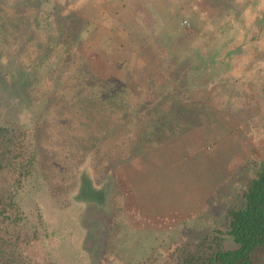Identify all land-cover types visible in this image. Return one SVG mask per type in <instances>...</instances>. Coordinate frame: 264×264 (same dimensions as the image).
<instances>
[{
	"label": "rangeland",
	"instance_id": "rangeland-1",
	"mask_svg": "<svg viewBox=\"0 0 264 264\" xmlns=\"http://www.w3.org/2000/svg\"><path fill=\"white\" fill-rule=\"evenodd\" d=\"M155 9L169 19L158 30L150 23ZM201 11L204 35L183 32L184 20ZM50 39L59 44L39 65ZM225 55L227 67L190 77L191 104L202 108L182 111L177 137L112 172L107 166L75 190L74 159L82 155L74 148L77 138L63 137L66 93L76 89L64 84L66 76L78 80L88 69L135 83L140 104L170 61L185 56L170 67L185 77ZM213 71L227 82L207 88ZM211 108L222 118L213 122ZM41 120L42 168L57 188L48 193L34 180L29 186L39 197L24 194V209L36 203L45 215V230L35 219L26 229L30 253L42 264H174L171 247L219 226L240 188L264 166V0H0V125ZM80 136L86 142L96 134ZM86 184L102 187L103 199L83 193Z\"/></svg>",
	"mask_w": 264,
	"mask_h": 264
},
{
	"label": "trees",
	"instance_id": "trees-1",
	"mask_svg": "<svg viewBox=\"0 0 264 264\" xmlns=\"http://www.w3.org/2000/svg\"><path fill=\"white\" fill-rule=\"evenodd\" d=\"M152 12L155 13L151 19L153 22L150 21L153 29L158 30L157 25L161 27L169 21L168 15L162 10L155 9ZM147 17L150 20L151 15ZM205 24L206 16L201 11L196 17H191L189 22L183 23L182 31L199 38L204 35L202 32ZM220 29L225 31L226 27L221 26ZM51 40L48 41L39 65L43 59L50 57L59 44ZM185 59L182 56L181 59L170 61L169 67H164L167 74L163 77L159 74L157 78L162 79V82L152 83L140 104V97L134 91V86H137L135 83L122 81L117 77L91 75L88 69L77 75L78 80L66 76L64 84L76 89L71 91L69 87L66 93L68 104L64 114L69 120L63 137L69 135L73 142L77 138L74 148L81 151L82 155L74 159H77L75 165L79 168L75 190L80 182L95 180L99 177L98 173L103 172L107 166L108 172H112L113 168L133 163L138 153L177 137L178 129L185 124L182 111L202 108L191 104L195 98L191 97L190 77H194L196 72L207 73L214 65L217 70L227 67L228 55L221 60L194 67L185 77L181 76L180 71L174 75L170 67L171 70L177 68V64L183 63ZM212 74L206 82L207 88L227 82L223 72L217 74L213 71ZM71 104H74L72 110ZM215 113L219 114L217 119L214 118ZM209 116L215 122L223 115L211 108ZM45 124V120H41L39 125L33 122L28 127L15 121L0 125V264H42L30 253L25 232L34 219L43 227L41 220L45 215L35 202V209L26 211L23 198L25 192L31 198L39 197L37 188L29 186L34 180L42 183L39 185L47 192L48 188H57L47 182L49 175L42 168V152L37 142L40 135L38 133ZM91 130L95 131L96 137L82 142L83 136L79 137V134H89ZM129 132H133L134 136H141L125 140L124 137ZM144 135L156 138L148 140ZM120 152L122 155L118 154ZM60 164L59 162L57 165ZM103 178L113 179L110 176ZM80 189L83 193L98 194L100 199L105 194L102 187L96 188L94 185H82ZM105 191L109 197V188ZM42 229L45 230L46 227ZM170 254L174 264H264V166L240 188L219 226L211 228L200 240L173 245Z\"/></svg>",
	"mask_w": 264,
	"mask_h": 264
},
{
	"label": "crops",
	"instance_id": "crops-1",
	"mask_svg": "<svg viewBox=\"0 0 264 264\" xmlns=\"http://www.w3.org/2000/svg\"><path fill=\"white\" fill-rule=\"evenodd\" d=\"M173 209H175V208H172L171 210H168L167 211V213H173V212H176V210H173ZM190 210V209H189ZM186 219V216H183V217H181L180 219H179V221H183V220H185ZM176 220V219H175ZM175 220H173V221H175Z\"/></svg>",
	"mask_w": 264,
	"mask_h": 264
},
{
	"label": "built area",
	"instance_id": "built-area-1",
	"mask_svg": "<svg viewBox=\"0 0 264 264\" xmlns=\"http://www.w3.org/2000/svg\"><path fill=\"white\" fill-rule=\"evenodd\" d=\"M183 23H187V21L186 20H184V22Z\"/></svg>",
	"mask_w": 264,
	"mask_h": 264
}]
</instances>
